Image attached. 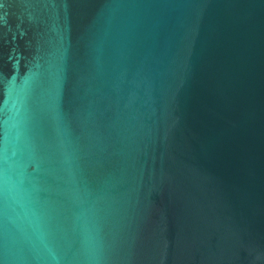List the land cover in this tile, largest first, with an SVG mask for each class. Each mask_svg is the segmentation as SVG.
Wrapping results in <instances>:
<instances>
[{
	"label": "water",
	"instance_id": "95a60500",
	"mask_svg": "<svg viewBox=\"0 0 264 264\" xmlns=\"http://www.w3.org/2000/svg\"><path fill=\"white\" fill-rule=\"evenodd\" d=\"M0 264H264V0H0Z\"/></svg>",
	"mask_w": 264,
	"mask_h": 264
}]
</instances>
